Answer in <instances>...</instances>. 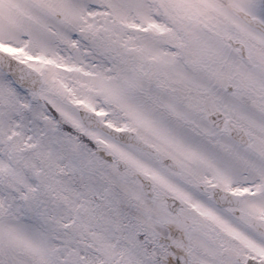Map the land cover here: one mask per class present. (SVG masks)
Instances as JSON below:
<instances>
[{
	"label": "snow or ice",
	"instance_id": "snow-or-ice-1",
	"mask_svg": "<svg viewBox=\"0 0 264 264\" xmlns=\"http://www.w3.org/2000/svg\"><path fill=\"white\" fill-rule=\"evenodd\" d=\"M0 264H264V0H0Z\"/></svg>",
	"mask_w": 264,
	"mask_h": 264
}]
</instances>
